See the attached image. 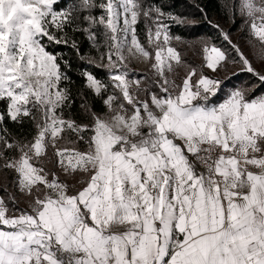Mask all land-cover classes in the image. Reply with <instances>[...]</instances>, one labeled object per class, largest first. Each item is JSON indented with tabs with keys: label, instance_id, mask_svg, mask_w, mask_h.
<instances>
[{
	"label": "snow or ice",
	"instance_id": "snow-or-ice-1",
	"mask_svg": "<svg viewBox=\"0 0 264 264\" xmlns=\"http://www.w3.org/2000/svg\"><path fill=\"white\" fill-rule=\"evenodd\" d=\"M223 7L243 46L199 5L189 44L158 0H0V264H264V0ZM78 34L107 73L81 67L87 123L50 50L90 65Z\"/></svg>",
	"mask_w": 264,
	"mask_h": 264
},
{
	"label": "trees",
	"instance_id": "trees-1",
	"mask_svg": "<svg viewBox=\"0 0 264 264\" xmlns=\"http://www.w3.org/2000/svg\"><path fill=\"white\" fill-rule=\"evenodd\" d=\"M160 4H163L166 10H170L175 15L186 16L197 21L196 26H173L172 31L175 35H180L188 43H192L196 39H200L208 34L215 35L214 30L205 22L202 13L197 8L204 9L207 13V19L213 23V19L217 18L218 20L223 18L224 20H231L228 16L225 15L224 4L226 0H158ZM215 24V23H213ZM241 24L239 21L232 27L233 32H241ZM138 31L140 34V39L143 43L146 44L147 39L145 35V27L143 22L139 25ZM242 35V32H241ZM76 39L82 45V52L85 54V61L89 56L99 55L95 50H89V42L87 38L83 35H77ZM102 42V38H101ZM54 50L58 55H63L65 59L70 62L71 67L68 69V75L71 78V90L74 97V103L71 106V109L66 110V116L76 119L78 122L87 123L85 113L81 109V95L84 93L83 80L80 76V70L82 66L88 68L92 71L98 78L104 79L107 76V73L103 69H98L92 65H86L84 62L79 61L73 52L67 46H59ZM88 101L92 104L93 108L97 112L102 111V105L99 99L93 100L91 94L88 96ZM4 107V104L0 102V109ZM8 127L15 131V126L9 124ZM21 132L31 133L33 128L30 124H25V127L20 130Z\"/></svg>",
	"mask_w": 264,
	"mask_h": 264
},
{
	"label": "rangeland",
	"instance_id": "rangeland-1",
	"mask_svg": "<svg viewBox=\"0 0 264 264\" xmlns=\"http://www.w3.org/2000/svg\"><path fill=\"white\" fill-rule=\"evenodd\" d=\"M213 23H219L220 26L224 29V31L231 33V36H232V39L234 42L241 43L243 46V42L240 40L241 32H233L231 30L233 27V23L231 20H224L223 18L218 20L217 18H214ZM178 47L180 49H184L185 46L179 45ZM244 51L250 57H253L255 55V51L253 49H250L249 47L244 46ZM126 54L129 55L130 66L135 70L136 73H144L148 70V64L144 61L143 57L139 53L135 52V50H133V52L131 54H129V53H126ZM188 57H189V59H194L191 56L190 52L188 53ZM87 61H90L91 62L90 65H92L93 67L105 70L103 68V61L100 59L99 55L89 56V57H87ZM196 63H199V61L196 60ZM257 66L259 67V65H257ZM177 72H178L177 82H179L180 77H183L185 72H184V69H182V68L177 69ZM104 79H106V78H104ZM10 178H11L10 175L5 174L3 172H0V185L7 182L8 180H10ZM81 178L82 177L78 176V177H76L75 180H71L70 183H77V186H79L78 181ZM11 190L12 189L9 188V191H11ZM23 206H24V203H23V201H21V207H23Z\"/></svg>",
	"mask_w": 264,
	"mask_h": 264
}]
</instances>
